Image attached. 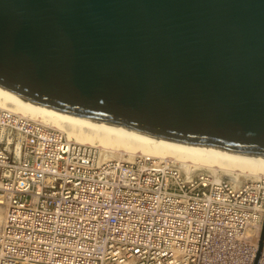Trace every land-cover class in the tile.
Returning <instances> with one entry per match:
<instances>
[{"label": "water", "instance_id": "obj_1", "mask_svg": "<svg viewBox=\"0 0 264 264\" xmlns=\"http://www.w3.org/2000/svg\"><path fill=\"white\" fill-rule=\"evenodd\" d=\"M0 86L264 156V0H0ZM263 243L264 223L253 264Z\"/></svg>", "mask_w": 264, "mask_h": 264}, {"label": "built area", "instance_id": "obj_2", "mask_svg": "<svg viewBox=\"0 0 264 264\" xmlns=\"http://www.w3.org/2000/svg\"><path fill=\"white\" fill-rule=\"evenodd\" d=\"M0 264H253L264 173L238 183L0 106ZM258 264H264V243Z\"/></svg>", "mask_w": 264, "mask_h": 264}, {"label": "bare ground", "instance_id": "obj_3", "mask_svg": "<svg viewBox=\"0 0 264 264\" xmlns=\"http://www.w3.org/2000/svg\"><path fill=\"white\" fill-rule=\"evenodd\" d=\"M0 106L55 126L74 141L95 144L104 149L105 156L117 157V152H128L130 156L144 153L155 157L174 158L187 174L198 170L218 172L220 169L234 183L264 173V156L157 136L126 126L73 115L45 107L1 86Z\"/></svg>", "mask_w": 264, "mask_h": 264}, {"label": "rangeland", "instance_id": "obj_4", "mask_svg": "<svg viewBox=\"0 0 264 264\" xmlns=\"http://www.w3.org/2000/svg\"><path fill=\"white\" fill-rule=\"evenodd\" d=\"M103 152H104V149H103ZM105 153V152H104ZM118 156H123V157H127V158H129V157H132V156H130V154L128 153V152H117L116 153ZM136 154V153H135ZM135 154H133V155H135ZM138 154V153H137ZM174 159V158H173ZM177 161V160H176ZM179 162V161H178ZM180 163V162H179ZM181 164V163H180ZM220 169H218V174H220V175H222L223 177H225L224 175H223V172L220 170ZM0 227H1V225H2V222H3V218H4V208L2 207V206H0Z\"/></svg>", "mask_w": 264, "mask_h": 264}]
</instances>
